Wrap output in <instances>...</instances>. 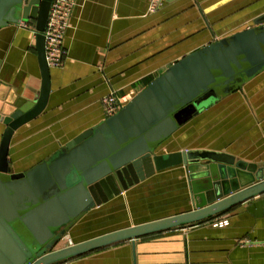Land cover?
I'll list each match as a JSON object with an SVG mask.
<instances>
[{
  "label": "crops",
  "instance_id": "crops-1",
  "mask_svg": "<svg viewBox=\"0 0 264 264\" xmlns=\"http://www.w3.org/2000/svg\"><path fill=\"white\" fill-rule=\"evenodd\" d=\"M77 0L64 37L60 68H50L46 108L18 127L9 162L28 171L52 158L77 134L106 118L110 89L137 93L189 52L255 26L264 0ZM26 21V20H21ZM20 21V22H21ZM19 22V23H20ZM0 28V114L34 101L42 75L35 21ZM6 124L0 119V142ZM211 149L264 162V68L194 114L159 152ZM238 203L211 219L116 242L66 259L64 264H264V203ZM194 208L182 164L156 171L89 210L57 247ZM226 219L225 225L214 222Z\"/></svg>",
  "mask_w": 264,
  "mask_h": 264
},
{
  "label": "water",
  "instance_id": "water-1",
  "mask_svg": "<svg viewBox=\"0 0 264 264\" xmlns=\"http://www.w3.org/2000/svg\"><path fill=\"white\" fill-rule=\"evenodd\" d=\"M51 1L0 0V28L35 21L42 75L36 100L23 99L10 114H0L6 124L0 142V264H57L116 242L195 224L264 194V162L205 148L159 152L163 141L207 106L208 93L225 95L264 68V13L255 26L172 63L118 112L77 134L56 156L15 172L9 162L12 136L46 108L50 96L43 31ZM178 164L186 167L193 209L57 247L89 210ZM257 203L264 198L252 205Z\"/></svg>",
  "mask_w": 264,
  "mask_h": 264
},
{
  "label": "built area",
  "instance_id": "built-area-1",
  "mask_svg": "<svg viewBox=\"0 0 264 264\" xmlns=\"http://www.w3.org/2000/svg\"><path fill=\"white\" fill-rule=\"evenodd\" d=\"M167 0H151L149 4L150 11H156ZM77 0H52L46 27L43 31L45 36V55L48 66L60 68L64 64L68 50L64 44V37L70 24V18L73 13ZM19 24L28 26L29 23L21 21ZM136 93H119L116 89H110L102 97V105L106 117L118 112ZM228 220L222 219L214 222L215 225H225ZM64 264V263H58Z\"/></svg>",
  "mask_w": 264,
  "mask_h": 264
},
{
  "label": "rangeland",
  "instance_id": "rangeland-1",
  "mask_svg": "<svg viewBox=\"0 0 264 264\" xmlns=\"http://www.w3.org/2000/svg\"><path fill=\"white\" fill-rule=\"evenodd\" d=\"M212 92H210V93H208L207 95H206V98H207V101H206V103L209 101V102H211L212 100H213V98H214V96H215V92H213V94H211ZM211 94V95H210ZM209 95H210V98H209Z\"/></svg>",
  "mask_w": 264,
  "mask_h": 264
},
{
  "label": "trees",
  "instance_id": "trees-1",
  "mask_svg": "<svg viewBox=\"0 0 264 264\" xmlns=\"http://www.w3.org/2000/svg\"><path fill=\"white\" fill-rule=\"evenodd\" d=\"M66 47V46H65ZM176 133V131L172 134V135H170L167 139H169L171 136L173 137V135ZM166 139V140H167ZM163 142H165V141H163ZM216 216V215H215ZM214 216H212V217H210V218H207V219H204V220H208V219H211V218H213ZM204 220H202V221H204ZM200 222V221H199ZM60 262H62V261H60ZM60 262H58V263H60ZM57 263V264H58Z\"/></svg>",
  "mask_w": 264,
  "mask_h": 264
}]
</instances>
